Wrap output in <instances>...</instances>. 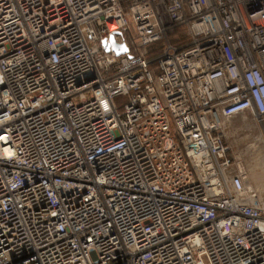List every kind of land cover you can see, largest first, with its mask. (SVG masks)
I'll return each mask as SVG.
<instances>
[{
    "label": "built area",
    "instance_id": "obj_1",
    "mask_svg": "<svg viewBox=\"0 0 264 264\" xmlns=\"http://www.w3.org/2000/svg\"><path fill=\"white\" fill-rule=\"evenodd\" d=\"M249 111L264 0H0V264H264Z\"/></svg>",
    "mask_w": 264,
    "mask_h": 264
},
{
    "label": "rangeland",
    "instance_id": "obj_2",
    "mask_svg": "<svg viewBox=\"0 0 264 264\" xmlns=\"http://www.w3.org/2000/svg\"><path fill=\"white\" fill-rule=\"evenodd\" d=\"M187 39V31L183 26L172 25L165 33V36L162 38V40L154 45V48L160 49L161 46L168 41L180 43L181 41H186ZM244 115H247L248 117L251 116L250 122H253L251 119L253 118L256 126L251 128L245 126L243 122ZM259 133H262L264 137V119L258 117L252 111L237 115L227 122L225 139L230 147L229 157L232 158V160L236 163L237 168L242 171L245 178H248L249 169L253 164H256V162L260 163L262 160L264 161V150L256 141L257 135ZM256 171L259 172V176L261 178L258 183L255 184L254 182L253 184L252 182V186H249L248 184L245 185L251 187V189L254 191L257 197L256 205H258L264 212V207L260 204L259 200L260 198L264 203V177L262 178V174L264 176V168L262 169L261 164L257 167Z\"/></svg>",
    "mask_w": 264,
    "mask_h": 264
},
{
    "label": "bare ground",
    "instance_id": "obj_3",
    "mask_svg": "<svg viewBox=\"0 0 264 264\" xmlns=\"http://www.w3.org/2000/svg\"><path fill=\"white\" fill-rule=\"evenodd\" d=\"M250 117H248L247 115H244L243 116L244 125L247 126V127H249V128H251L253 126H256V123H255V121H254L253 118H251L253 120V122H250ZM256 141H257V143H259L261 145V148L264 150V137H263V134L262 133H259L257 135ZM260 164H261V167L263 169L264 168V161L263 160L260 163L259 162H256V164H253L252 167H250V169H249V174L250 175L248 174V178L247 177L245 178V184L246 185L248 184L249 186H252V182H253V184H254V182H255V184H257L258 181L261 179L260 176H259V172L256 171L257 167L260 166ZM260 174H261V172H260ZM263 177L264 176L262 174V178ZM259 200H260V204L263 205V207H264V203L262 202V200L260 198H259Z\"/></svg>",
    "mask_w": 264,
    "mask_h": 264
},
{
    "label": "water",
    "instance_id": "obj_4",
    "mask_svg": "<svg viewBox=\"0 0 264 264\" xmlns=\"http://www.w3.org/2000/svg\"><path fill=\"white\" fill-rule=\"evenodd\" d=\"M113 42H114V40H113ZM116 48H118V47H120L122 50H124L125 49V47L124 46H115Z\"/></svg>",
    "mask_w": 264,
    "mask_h": 264
}]
</instances>
